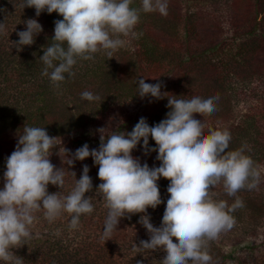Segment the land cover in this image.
<instances>
[{"label": "clouds", "instance_id": "obj_1", "mask_svg": "<svg viewBox=\"0 0 264 264\" xmlns=\"http://www.w3.org/2000/svg\"><path fill=\"white\" fill-rule=\"evenodd\" d=\"M132 0H22V8L31 6L38 16L41 11L55 10L62 18L54 20L51 43L39 56L42 74L59 82L71 76L77 57L92 58L104 50L109 57L124 46L121 35L136 36L134 27L141 11L167 14L168 0H140V8L130 7ZM25 28L17 31L18 49L34 42L42 31L35 18L24 21ZM3 25L0 24V30ZM51 70V71H49ZM162 82H145L138 77L136 94L156 99L166 96L169 111L159 122L149 125L141 116L130 131H112L100 135L97 147L81 144L69 155L63 147L62 162L72 165L74 160L91 156L98 165L100 181L95 189L104 197L107 213L102 226L105 240L116 229L120 217L142 213L138 220L146 229L147 238L134 243L137 250L162 248V264H212L207 242L230 230L235 223L232 215L242 206L240 197L229 204L215 199L211 188L222 182L228 196H235L242 188L253 189L257 184L252 158L243 147L228 150L231 134L226 128L207 130L195 110H213L214 92L194 91L187 95H165ZM80 96L88 101L98 97L89 90ZM100 131V130H99ZM54 137L43 126L23 125L17 135L13 151L4 159L3 186L0 187V260L9 264H23L22 257L12 251L31 237L30 226L34 213L43 209V216L53 221L62 213L70 214L69 227L76 228L82 213H91L93 204L86 192L93 190L89 167L83 164L79 178L63 166H55L49 156L56 146ZM149 137L155 145H149ZM139 144L147 155L156 152L158 166L142 163L132 150ZM67 169L73 177L70 190L65 185ZM167 178V193L160 212L159 223H153L146 209L160 203L157 180ZM48 184L58 191L49 192Z\"/></svg>", "mask_w": 264, "mask_h": 264}, {"label": "rangeland", "instance_id": "obj_2", "mask_svg": "<svg viewBox=\"0 0 264 264\" xmlns=\"http://www.w3.org/2000/svg\"><path fill=\"white\" fill-rule=\"evenodd\" d=\"M175 1H178V5L184 6V8L189 7L194 9L201 6V14L207 19L206 24L209 25L208 33L212 31L214 36L221 34V36H219L225 39L222 42L223 44H220L222 45L221 52L219 54L213 53L215 58L209 57L208 59H203L206 65H201V67L199 66L197 68V61L185 62L188 56L186 54L184 55V52H182L180 57V53H169L166 55L167 47L164 45L169 42L170 36L174 33L172 28L174 25L171 21L172 13H169L167 10L166 15H161L158 11H154V14L151 15L150 18L142 21V26L139 24L141 20L139 19L134 27V31L137 35H121L125 44L112 52L113 57L108 58L106 52L100 50L92 54L94 59L90 58L82 65L81 68L83 70L75 71L77 75L74 79L69 77L67 81L60 83V86H55L54 82H50V87H54L50 88L49 93L44 96L45 101L47 100L46 98L50 97L54 99L51 105L45 110V112H48L46 113L48 119L50 120L54 115L52 119L58 120L61 117L64 120L65 114L71 116L70 118L82 117L75 123L76 125H74L71 132L63 135L57 134L54 137L56 146L53 147L52 152H59L58 154H61L64 152V147L71 153L85 142L88 143L90 148L94 141L93 139L92 141H87V137L99 138L101 134L107 135L114 131V126H116V124L97 128L101 120L93 117L94 111L98 112L99 110L92 109L91 104L93 102L99 103L100 106L105 102H111L110 106L112 107L108 109H114L113 112L118 111L123 116H128L132 123H134L135 118L136 121L138 120L140 117L138 114H140L141 111H145V105L151 109V112L154 111L155 105L160 98L156 99L145 96L140 99L141 97L136 95L138 77H145V82L150 83H155L157 80L161 81V91L168 92L165 93V95H187V93L181 91L180 84H178L179 82L177 81V77H180L181 73L174 75L175 73H173L170 67L180 62V66H182V69L184 68L185 73L189 71L192 75H197L202 71L203 75L201 79L205 80L203 83L208 85L204 86L202 89H212L209 86L213 85L215 81H213V77H210V75L214 73L213 64L215 63L214 74L215 76L218 75L220 80L222 79L223 91H225L226 94L222 96L224 98L222 102L225 103V107H223V110L218 109L216 114L203 109H197L195 111L199 115L205 130L211 125L213 128H226L228 131L235 132L238 137H236L237 141L234 148L243 147L245 152L249 155H252V152L256 153L259 159L257 162L254 161L253 163L258 173L256 187L253 189L242 188L238 190V194L235 195V197L238 196L241 198V195L246 193V199L249 197L251 198L249 205L244 207L243 202L245 198H241L244 209L241 211V214H238L236 210L232 213L235 217L234 226L230 230L221 232L216 239L209 240L207 242V248L209 251L211 248H216L218 252H220L219 254L225 255L223 262L216 257L214 264H255L264 262V51L259 48L257 52H254L252 59L246 60V64L236 63L235 65L229 53L230 49L234 52V49H236L234 45L236 42H239V40H242V38L233 39L235 30L233 22L237 15L236 11L239 8L244 9L245 7L244 12L247 13L249 9V7L247 8L248 2L246 0H215L219 8L213 9V7L202 6L214 2V0L204 3L193 0ZM137 2L139 3L140 0H137ZM177 3L174 2V0H168V5L174 4L171 6L174 10L178 8ZM231 7L234 9V12ZM37 18L43 20L42 16H37ZM21 25V19L14 21V23L3 25V29L0 30V37H2L0 42H11L14 36L12 38L9 37L12 36ZM41 35H46V33ZM249 37L250 35H246L247 39H249ZM32 57L33 56H31V58ZM251 57L252 53L250 54V58ZM251 62H253L252 68L249 66ZM211 63L212 65L208 67ZM32 65L33 71H36L37 68L40 67L39 61H34ZM97 65H104L103 67L110 66L111 68L107 69V71H109L108 74H111V76L103 79V84L98 81L97 76L99 73L95 69ZM92 69L95 70V72H92ZM102 75H104V73ZM14 76H16L14 77V81H18L21 78V76L15 72ZM25 78L30 77H24V79ZM9 85L7 81L0 79V88H4L5 86L9 87ZM23 86L26 88V84H23ZM125 88L130 92L128 94L134 97L124 100L123 96L127 94L123 91ZM107 89L112 90L105 91ZM84 90L93 92L98 98L93 101L82 98L80 93ZM220 91L222 90L220 89ZM160 101L164 102L163 107H166L167 97H161ZM99 104H97V106H99ZM39 105L43 107L45 103L41 102ZM89 105L90 109L88 108ZM157 106L158 105H156V107ZM161 108L159 109L160 111ZM105 109L106 108H104V110ZM251 113L252 115L249 116ZM81 122H83L82 125ZM131 128L132 126L130 125V130ZM4 159L1 153L0 178L3 176L5 168ZM157 184L160 191V203L155 207L149 206L146 209V214L149 215L151 221H154L153 223H159L164 197L168 191L166 187V177H159ZM96 191L98 192V190ZM210 191L215 193V199H219L221 194L226 193L223 189L222 182H218ZM92 200H94V204H99L100 210H98V212L101 217L102 213L104 215V213L107 212L103 195L100 196L97 193ZM85 214L87 213H82L80 215L81 218H79V223L76 228L69 227V219L65 216V219L56 217L53 222H48L47 226L51 227L53 233L61 237L63 242L69 238L75 239V237L86 234V232L88 233V230H83L86 227L84 223L90 225L88 220L84 222V219H86L84 218ZM141 214L142 213L139 212L134 213L136 218L132 219L133 223L128 222L127 224L124 220H118L121 222H118L115 230L126 233L127 239L123 238L117 241L119 242L117 251H115L114 254L109 251V255H114L118 258V261L122 258L128 261L127 259H130L132 256L126 257L125 254L134 252L136 255L139 254L137 255L138 258L144 256L146 264L147 262L162 264V248H160V246H157L158 248L156 249H152V251L151 249L148 251L137 250L133 246L134 243L138 244L142 236L145 237L148 235L146 229L138 220ZM37 222L38 221L34 218L30 227L35 228ZM94 232L99 233V228H96ZM117 236L118 234L115 238Z\"/></svg>", "mask_w": 264, "mask_h": 264}, {"label": "trees", "instance_id": "obj_3", "mask_svg": "<svg viewBox=\"0 0 264 264\" xmlns=\"http://www.w3.org/2000/svg\"><path fill=\"white\" fill-rule=\"evenodd\" d=\"M193 1L204 3L213 0ZM246 1L248 2L247 8L249 7L248 12H244L245 7L244 9H237V15L233 22V25L235 26L233 39L242 38V40H239V42H236L234 45L236 48L234 49V52H232L231 49L229 50L230 57H232L234 60V65L236 63L246 64V60L252 59L254 52H257L259 48L264 51V0ZM174 2L177 3L178 1L174 0ZM21 5L22 0H0V24H10L21 19L22 25L19 26L18 29L23 30L26 26L24 21L28 18H35L41 24L42 31L35 36L34 42L32 44L23 45L19 49L18 46H16L13 42L18 40V29L12 36L9 37L12 38L14 36L11 42H0V79H3L10 84L9 87L5 86L4 88H0V154L2 153V157L4 158L10 154L11 151H13L16 144L17 135L22 132L23 125L27 124L31 126H43L50 136H56L57 134L63 135L65 133L71 132L78 119L82 118L79 116V118H70L71 116H67V114H65L66 116L64 120L61 117L58 120H54L52 119L54 115L49 120L46 116V113L48 112H45V110L51 105L54 99L50 97L46 98L48 101H45L44 96L45 94H48L50 88H53L54 86L50 87L51 81L49 77L46 74H42L44 65L39 56L43 52L42 47H46L52 42L51 36L53 35L54 20L61 19L62 17L55 10H53L51 13L41 11V13L38 15L43 17V20H41L35 15L34 7L24 6L22 8ZM172 5H167V8L169 13H172L171 21L174 25L172 27L174 33L170 36L169 42L164 45L167 47L166 55L169 53H180V57L182 52H184V55L186 54L188 56V59L185 62H191L195 60L197 61V68L199 66L201 67V65H206L203 59H208L209 57L215 58L213 53L219 54L221 52L222 45L220 44H223L222 42L225 39L220 37L221 34H219L220 36H214L212 31L208 33L209 25L206 24L207 19L201 14V6L199 8L192 9L189 7L184 8V6L178 5L177 3L178 8L174 10L171 7ZM140 6V2L138 3L137 0H132V4L130 5V7L136 8H140ZM202 7H213V9H216L219 8V5L214 0V2H210L209 4ZM232 11L234 12L233 8ZM153 14L154 11H141L139 14V19H141L139 21L140 26H142V21L150 18V16ZM45 33L46 35H41ZM246 35H250L249 39L246 38ZM1 38L2 37H0V39ZM251 53L252 57L250 58ZM31 56L33 57L31 58ZM92 59H94L93 56ZM88 60L89 59L77 57L76 63L72 66L73 74L71 76L65 74L66 79L63 81H67V78L69 77L74 79L77 75L75 71L83 70L81 67ZM34 61H39L40 65L36 71H33L34 69L32 63ZM211 65L212 63L208 67ZM103 66L104 65H97L95 68L99 73L97 77L101 84H103V79L111 76V74H108L109 71H107V69H111L110 66ZM249 66L252 68L253 62L249 63ZM170 68L173 70V73H175L174 75L181 73L180 77H177V81L179 82L178 84H180V89L183 93L190 94L191 92L199 91L200 93L214 92L218 94V98L215 99V109L206 111H211L212 113L216 114L218 109H224L223 107H225V103L222 102L224 99L222 96L226 94L225 91H223L224 87H222V79L220 80L219 76H215L214 74L215 63L213 64L214 73L210 75V77H213V81H215H212L213 85L209 86L212 89H202L204 86H208L203 83L205 80L201 79V76L203 75L202 71L197 75H192L189 71L185 73L184 68L182 69V66H180V62ZM14 72L21 76L18 81H14V77H16L14 76ZM92 72H95V70L92 69ZM103 73L104 75H102ZM24 77L30 78L24 79ZM63 81L55 82V86H60V83ZM23 84H26V88L23 86ZM220 89L223 92L220 91ZM111 90L112 89H107L105 91ZM123 91L127 93L125 96H123L124 100L134 97L128 94L130 92L126 90V88L123 89ZM160 100L161 98L156 104L158 106L156 107L155 105L154 111L151 112V109L145 105V111H141V113L138 114L140 117H145L149 125L153 124L154 122H159L162 118H164L165 113L169 111L167 107H163L164 102ZM41 102L45 103L46 106L44 105V108L39 105ZM96 103L97 102H93L91 105L92 109H99L98 112L94 111L93 114V117L101 120L99 127L97 128H100L101 126L108 127V125L116 124V126H114L115 131H130V125L133 126V124H135L136 118L134 123H132L130 122L131 120L128 116H123L118 111L113 112L114 109H108L109 107H112L110 106L111 102H105L101 106L99 103H97L99 104V106H97ZM88 108L90 109V105ZM104 108L106 109L104 110ZM160 108L161 111L159 110ZM251 115L252 113L249 116ZM82 124L83 122H81V125ZM229 132L231 134V140L229 141L228 150H231L235 149L234 146L237 141L236 137H238V135L235 132ZM86 139L87 141H92V139L94 141L90 148L97 147L100 142L99 138L87 137ZM148 143L149 145H155V142L151 138H149ZM58 153L59 152H51L49 156L50 161L57 167L63 166L73 170L75 172L76 178H79L83 164H87L89 167L88 175L92 178L93 190L86 192L85 195H89L93 204V210L91 213L84 215V218H86L84 219V222L88 220L90 225L84 223L86 227L83 229L88 230V233L86 232V234L75 237V239L69 238L63 242L62 238L58 235L56 236V234L53 233L52 228L47 226L49 221L43 216V209H41L34 213V218L38 222L35 228L30 227L31 237L26 239L24 244H21L18 247H13L12 251L14 254L22 257L23 264H146L145 257L141 256L138 258L137 255L139 254L136 255L134 252L125 254L126 257L132 256L130 259H127L128 261H125L126 259L123 258V261L122 259L118 261L117 257L114 255H109V251L113 252V254L115 251H117V247H119V242L117 241L127 238L126 233H122L120 230H114L111 233V236L106 240L102 236V226L107 212H105L104 215L102 213L100 217L98 212V210H100V206L99 204H94V200H92L94 196L97 195V193L100 196L102 195L95 189L96 185L101 181L97 176L98 165L93 164L92 157L88 156L83 160H74V163L69 166L62 162L65 158L64 152L61 154ZM69 154L70 152L66 153V155ZM132 154L134 156H139L141 162H147L150 167L153 165L158 166L159 164V161L155 159L156 152L153 150L145 155L141 151L139 144L135 149L132 150ZM246 154L249 155L247 152ZM249 156L253 159V163L254 161L257 162L259 159L258 155L253 152L252 155ZM65 171V185L62 189H60V191L66 194L72 186L73 177L71 173L67 171V169H65ZM3 182L4 178L2 176L0 178V187L3 186ZM47 189L49 192L59 190L57 186L53 184H48ZM237 194L238 193H236V195ZM235 198V196H228L227 193H223L219 196V199H225L229 204H231ZM241 198H245L243 206L247 207L251 198L249 197L246 199V193L241 195ZM243 206L235 209L238 214L242 213L241 211L244 209ZM64 216L67 217V219H70V215L66 214V212L62 213L60 216H58V218L65 219ZM79 218H81V216ZM133 218H136L134 213H129L128 215L120 217L119 219L124 220L128 224V222L133 223ZM96 228H99V233L94 232ZM117 234L118 236L115 238ZM142 238H147V235L145 237L142 236L141 239ZM148 250L149 249H147V251ZM209 253L213 258L212 264H214L216 261V257H218L220 261L223 262L225 255L219 254L220 252H218V249L211 248ZM0 264H9V262L0 260ZM147 264L153 263L147 262ZM255 264H264V262Z\"/></svg>", "mask_w": 264, "mask_h": 264}]
</instances>
